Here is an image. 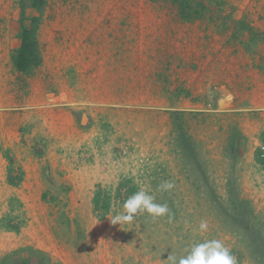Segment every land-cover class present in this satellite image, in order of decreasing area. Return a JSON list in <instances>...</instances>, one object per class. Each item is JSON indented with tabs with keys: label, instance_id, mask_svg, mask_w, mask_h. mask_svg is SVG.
<instances>
[{
	"label": "rangeland",
	"instance_id": "rangeland-1",
	"mask_svg": "<svg viewBox=\"0 0 264 264\" xmlns=\"http://www.w3.org/2000/svg\"><path fill=\"white\" fill-rule=\"evenodd\" d=\"M32 3L0 0V242L7 231L36 224L57 235L58 254L73 264H169V254L178 262L193 245L216 239L237 264H264V115L257 131L240 115L246 110H174L176 20L198 23L186 35L221 27L250 44L264 42V0ZM34 16L42 61L23 73L12 56ZM90 27L99 30L100 47H125L129 59L99 71V98L111 99H91L90 83H80V50L92 38L78 32ZM114 88L126 98H115ZM26 162H40L42 180L26 178ZM165 181L175 187L158 190ZM141 189L168 204L171 221L145 213L112 225ZM29 248L40 250L23 245L0 264H39Z\"/></svg>",
	"mask_w": 264,
	"mask_h": 264
},
{
	"label": "crops",
	"instance_id": "crops-1",
	"mask_svg": "<svg viewBox=\"0 0 264 264\" xmlns=\"http://www.w3.org/2000/svg\"><path fill=\"white\" fill-rule=\"evenodd\" d=\"M207 15L210 14H205ZM124 25L130 26V20L127 19ZM197 25V22L182 21L180 18L174 23V110L194 113L203 111L235 113L246 110L240 115L248 117L247 119L253 122L259 131V117L260 114L264 115V112H259L264 111V42L256 41L257 43L250 44L243 38L226 35L225 31L218 32L217 28L221 27L215 28L216 33L208 29L205 34L186 35L190 28L196 30ZM125 28L127 27L123 26L122 30ZM79 30H82L78 32L79 35L86 30V35L92 38L90 42L87 40L86 47L80 50V53L85 51V58L82 63L76 65L85 71L81 74L80 83L84 85V80L90 83L91 99H97L103 97L97 87V76L100 69H103V64L110 63V67H120L129 59L124 54L125 47L121 49L120 45L112 43L101 44L104 47H100L99 30L96 28ZM108 33L106 31L105 36ZM75 42L82 44L83 40L76 39ZM78 74L79 71L76 70L75 76ZM128 83L129 81L126 84ZM112 92L117 99L126 98L124 89L114 88ZM242 130L244 134L254 136V131ZM31 167L33 171L29 170ZM22 168L26 171V178L42 180L40 162L34 165L26 162ZM37 183H40L41 187L42 181ZM23 229L24 232H6L0 242V259L4 254L31 244L48 252L56 262L73 264L72 257L66 258L58 254L57 246L60 240L53 232L47 228L41 230L36 224L33 230L29 227Z\"/></svg>",
	"mask_w": 264,
	"mask_h": 264
},
{
	"label": "clouds",
	"instance_id": "clouds-1",
	"mask_svg": "<svg viewBox=\"0 0 264 264\" xmlns=\"http://www.w3.org/2000/svg\"><path fill=\"white\" fill-rule=\"evenodd\" d=\"M174 187V182L165 181L159 185L158 190L166 192ZM145 213L154 220L164 216H168L170 221L172 219L167 203H156L154 196L141 189L129 196L123 204V211L111 217L110 221L112 225L131 224L138 216H143ZM207 229V221H201L199 230L206 231ZM166 260L169 264H237L236 258L231 254L230 249L216 239L193 245L188 254L181 257L178 262L176 257L171 254L168 255Z\"/></svg>",
	"mask_w": 264,
	"mask_h": 264
},
{
	"label": "trees",
	"instance_id": "trees-1",
	"mask_svg": "<svg viewBox=\"0 0 264 264\" xmlns=\"http://www.w3.org/2000/svg\"><path fill=\"white\" fill-rule=\"evenodd\" d=\"M34 7H40L42 4V0H33ZM30 25H22L21 28V45L17 49V51L13 54L12 59L14 66L19 72L29 73L33 69L37 68L42 61V57L40 55V51L38 48V41H37V29L39 24V17L34 16L30 20ZM25 248H21L18 250L21 251ZM30 249V250H29ZM27 249L28 252L33 250L32 248ZM38 255L39 264H57L52 262L51 258L47 256L41 250H33ZM17 251L13 252L12 255H15ZM17 254V253H16ZM47 261V262H46ZM46 262V263H44ZM37 261H35V264ZM1 264H5V261H2ZM27 264H33L32 262H27Z\"/></svg>",
	"mask_w": 264,
	"mask_h": 264
},
{
	"label": "built area",
	"instance_id": "built-area-1",
	"mask_svg": "<svg viewBox=\"0 0 264 264\" xmlns=\"http://www.w3.org/2000/svg\"><path fill=\"white\" fill-rule=\"evenodd\" d=\"M262 150H264V147L262 148Z\"/></svg>",
	"mask_w": 264,
	"mask_h": 264
}]
</instances>
